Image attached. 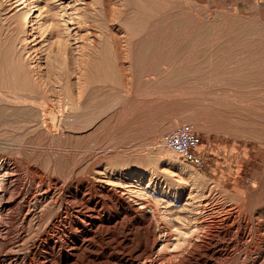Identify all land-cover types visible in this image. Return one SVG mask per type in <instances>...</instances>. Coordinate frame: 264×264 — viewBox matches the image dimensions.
Returning <instances> with one entry per match:
<instances>
[{
	"label": "rangeland",
	"instance_id": "obj_1",
	"mask_svg": "<svg viewBox=\"0 0 264 264\" xmlns=\"http://www.w3.org/2000/svg\"><path fill=\"white\" fill-rule=\"evenodd\" d=\"M96 1L97 7L105 2ZM113 1L121 16L126 3L112 0L111 7ZM30 2L45 12L68 9L71 0ZM18 4L0 0V92L11 95H25L2 53L13 34L11 18L23 8ZM165 11L161 24L151 14L136 25L140 36L119 42L124 63L108 40L111 61L98 71L73 59L46 63L56 30L49 41L39 32L33 46L44 75H70L57 83L46 77L47 93L36 90L32 114L13 97H0V155L29 167H21L25 183L36 168L103 178L109 187L144 192L183 220L201 204L207 221L233 208L253 235L231 236V254L215 264H245L260 249L263 261L256 264H264V0L169 1ZM116 24L113 33L123 35ZM95 70L100 77L91 80ZM185 123L203 138L210 158L205 171L162 143L163 134ZM11 224L17 228L18 221Z\"/></svg>",
	"mask_w": 264,
	"mask_h": 264
},
{
	"label": "bare ground",
	"instance_id": "obj_2",
	"mask_svg": "<svg viewBox=\"0 0 264 264\" xmlns=\"http://www.w3.org/2000/svg\"><path fill=\"white\" fill-rule=\"evenodd\" d=\"M80 1L71 0L68 9L62 11L47 8L45 13L30 0H18L23 8L11 18L15 23L13 34L5 46L2 44V53L3 63H9L13 79L25 95L0 92L1 98L13 97L32 114L31 108L38 101L36 90L47 93L46 77L57 83L70 75L54 70L44 75L33 46L39 32L49 41L56 30L57 38L49 44L51 57L46 63H71L73 59V63L85 66L90 63L94 70L111 61L108 40L115 47L118 63H124L119 42H133L140 36L137 27L148 22L151 14L161 24L168 2L178 0H121L129 11H120L121 16L114 13L117 1L112 7V0H105L100 7L96 0ZM102 13L109 25V36L101 28ZM129 16H138L139 20H130ZM115 24L120 25L123 35L113 33ZM73 46L76 47L72 49ZM99 75L93 71L91 80L99 79ZM0 83L3 84L1 79ZM21 167L0 155V264H215L231 254V236L244 241L253 235L248 232V220L233 208L224 216H216L217 209H213L210 214L215 218L207 221L201 204L183 220L174 217L161 201H152L140 190H128L127 185L115 189L116 185L111 182L113 187H109L110 181L103 178L63 175L48 169L42 172L37 168L29 180L25 176V183ZM24 186L26 191L22 193ZM13 220L18 221L17 228L12 226ZM260 251L245 264L263 261Z\"/></svg>",
	"mask_w": 264,
	"mask_h": 264
},
{
	"label": "built area",
	"instance_id": "obj_3",
	"mask_svg": "<svg viewBox=\"0 0 264 264\" xmlns=\"http://www.w3.org/2000/svg\"><path fill=\"white\" fill-rule=\"evenodd\" d=\"M162 143L173 150L184 161L192 163L198 170L210 167V158L204 148L203 138L190 124H182L163 134Z\"/></svg>",
	"mask_w": 264,
	"mask_h": 264
},
{
	"label": "crops",
	"instance_id": "obj_4",
	"mask_svg": "<svg viewBox=\"0 0 264 264\" xmlns=\"http://www.w3.org/2000/svg\"><path fill=\"white\" fill-rule=\"evenodd\" d=\"M250 3V0H247ZM261 2V0H259V3Z\"/></svg>",
	"mask_w": 264,
	"mask_h": 264
}]
</instances>
